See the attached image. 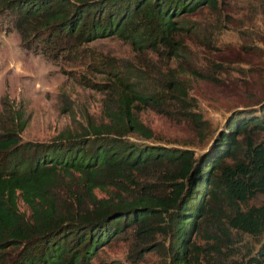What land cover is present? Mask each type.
<instances>
[{
	"label": "trees",
	"instance_id": "obj_1",
	"mask_svg": "<svg viewBox=\"0 0 264 264\" xmlns=\"http://www.w3.org/2000/svg\"><path fill=\"white\" fill-rule=\"evenodd\" d=\"M218 1L0 0V20H12L26 49L70 51L116 36L137 52L139 67L146 49L159 59L138 71L142 85L106 61V80L89 82L105 93V120H87L82 130L47 140L21 138L22 105L0 97L8 114L0 127V264H87L128 234L133 262L154 250L163 264H228L238 233L257 238L245 264H264V99L230 111L200 152L124 136H152L137 116L142 108L174 114L203 135L208 121L168 61L218 80L222 62L209 60L200 69L182 56V36L195 26L177 18L203 6L218 17Z\"/></svg>",
	"mask_w": 264,
	"mask_h": 264
},
{
	"label": "rangeland",
	"instance_id": "obj_2",
	"mask_svg": "<svg viewBox=\"0 0 264 264\" xmlns=\"http://www.w3.org/2000/svg\"><path fill=\"white\" fill-rule=\"evenodd\" d=\"M216 17L206 6L178 16L183 26L192 27L183 34L186 44L183 57L189 65L204 68L209 60L220 61L223 69L218 80L193 75L179 66L177 59L168 61L188 84L197 110L208 121L200 137L188 122L149 108L138 111V118L151 130V137L129 131L124 136L133 142L184 145L195 152L206 148L223 125L230 111L256 107L264 99V0H219ZM131 45L116 36L83 42L74 50L41 47L32 51L22 47L19 32L10 18L0 20V97L20 102L25 125L23 139L47 140L67 131H80L87 120H105V93L89 82L105 81L107 62L121 67L140 85L139 70L147 71L159 64L157 55L146 49L140 65ZM107 61V62H106ZM139 67L135 72L130 66ZM182 67V68H181ZM190 67V66H189ZM186 69V68H185ZM151 74L148 81L154 80ZM6 110V109H5ZM8 123V114L0 104V127ZM264 135V130L262 131ZM96 195L104 192L95 189ZM262 196L250 200L258 203ZM18 206L23 209L19 201ZM130 234L114 238L102 246L87 264H163L158 251L146 252L135 262L127 258ZM202 242V238H198ZM257 238L238 233L228 264H245L257 246Z\"/></svg>",
	"mask_w": 264,
	"mask_h": 264
}]
</instances>
